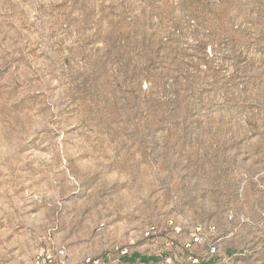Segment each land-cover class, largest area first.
<instances>
[{"label":"rangeland","instance_id":"1","mask_svg":"<svg viewBox=\"0 0 264 264\" xmlns=\"http://www.w3.org/2000/svg\"><path fill=\"white\" fill-rule=\"evenodd\" d=\"M262 214L264 0H0V264Z\"/></svg>","mask_w":264,"mask_h":264},{"label":"built area","instance_id":"2","mask_svg":"<svg viewBox=\"0 0 264 264\" xmlns=\"http://www.w3.org/2000/svg\"><path fill=\"white\" fill-rule=\"evenodd\" d=\"M262 216L264 226V214ZM232 235L224 234L211 221L184 228L169 220L162 230L150 225L128 243L79 258L72 256L65 243L49 236L40 240L30 264H242L245 254L226 244ZM259 248L264 250V238H260ZM134 253L148 258L158 257V260L123 259Z\"/></svg>","mask_w":264,"mask_h":264}]
</instances>
